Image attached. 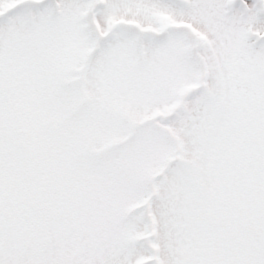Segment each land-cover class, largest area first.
I'll return each mask as SVG.
<instances>
[{"label": "snow or ice", "instance_id": "6c2138e0", "mask_svg": "<svg viewBox=\"0 0 264 264\" xmlns=\"http://www.w3.org/2000/svg\"><path fill=\"white\" fill-rule=\"evenodd\" d=\"M0 0V264L84 249L96 137L152 154L177 264H264V0Z\"/></svg>", "mask_w": 264, "mask_h": 264}, {"label": "rangeland", "instance_id": "374dc122", "mask_svg": "<svg viewBox=\"0 0 264 264\" xmlns=\"http://www.w3.org/2000/svg\"><path fill=\"white\" fill-rule=\"evenodd\" d=\"M17 3L21 2L10 0L5 10ZM128 144V139L123 137H96L88 148V167L98 179L90 195L91 206L82 241L87 255L99 264H141L151 258V254L136 244L138 237L146 236L145 224L138 216L126 218L125 213L144 199L134 194L136 187L131 179L141 173L152 149L144 145L128 150ZM153 177L158 179L159 196L154 197L151 207L156 233L150 242L160 248V264H177L183 251L180 210L168 197L164 174Z\"/></svg>", "mask_w": 264, "mask_h": 264}]
</instances>
